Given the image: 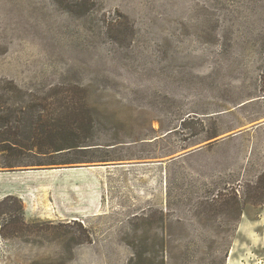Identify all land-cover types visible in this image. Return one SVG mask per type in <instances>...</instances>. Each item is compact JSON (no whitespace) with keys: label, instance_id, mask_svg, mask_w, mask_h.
I'll return each mask as SVG.
<instances>
[{"label":"rangeland","instance_id":"1","mask_svg":"<svg viewBox=\"0 0 264 264\" xmlns=\"http://www.w3.org/2000/svg\"><path fill=\"white\" fill-rule=\"evenodd\" d=\"M0 132V264H228L264 222V0H0Z\"/></svg>","mask_w":264,"mask_h":264},{"label":"crops","instance_id":"2","mask_svg":"<svg viewBox=\"0 0 264 264\" xmlns=\"http://www.w3.org/2000/svg\"><path fill=\"white\" fill-rule=\"evenodd\" d=\"M261 220H258L256 222H240L237 225L238 232L243 233L240 235V237H245L246 243L244 245L243 244L238 245L236 242L233 243L231 247V257L228 261V264H264L263 257H256V256L252 257L251 255H248L249 252L252 253L256 249H260L261 247L262 248L264 247V222L263 219ZM259 244H262V246L260 247ZM243 247L244 248L246 247L250 251L246 253H242V256L240 258L234 259L233 256L235 252L240 251ZM252 248H254V250H251Z\"/></svg>","mask_w":264,"mask_h":264},{"label":"trees","instance_id":"3","mask_svg":"<svg viewBox=\"0 0 264 264\" xmlns=\"http://www.w3.org/2000/svg\"><path fill=\"white\" fill-rule=\"evenodd\" d=\"M58 3H60L62 5V2L65 1V0H56ZM67 9H70V6H67ZM17 123H20L19 121H17ZM37 124H41V127H36V128H33L31 133H30V137L28 138H25L26 141L28 142H32V146H38V154H42V155H46V154H51V153H59V152H62L64 151L66 148H63L61 146H56V147H53L51 145H45L46 143V140L48 139H54L53 137H55L57 134V132H55L54 130H52V125H50V127L47 129V128H44V123H42V120L41 118H39L37 121H36ZM19 127L17 126L15 128V130H11L10 131V135L13 136V140L16 142V143H20V138H21V134L19 132ZM57 137V136H56ZM7 141V140H6ZM5 142L2 138H1V132H0V143H3ZM45 142V143H44ZM18 145V144H17ZM33 149H29L28 152H32Z\"/></svg>","mask_w":264,"mask_h":264}]
</instances>
